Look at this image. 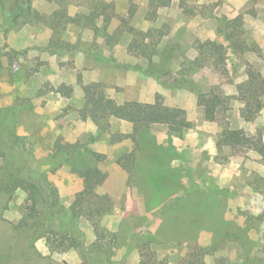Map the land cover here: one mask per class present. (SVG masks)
<instances>
[{"label": "rangeland", "instance_id": "obj_1", "mask_svg": "<svg viewBox=\"0 0 264 264\" xmlns=\"http://www.w3.org/2000/svg\"><path fill=\"white\" fill-rule=\"evenodd\" d=\"M12 1L1 0L2 8ZM96 1L32 0L38 21L8 26L0 19V180L18 162L69 206L83 187L72 167L90 157L70 158L53 146L58 138L87 142L105 156L97 166L106 178L94 192L111 200L93 220L53 222L29 214L22 189H0L2 264H264V155L218 144L224 127L264 143V94L249 120L237 97L246 69L264 77V0H171L154 18L148 0H101L110 4L106 13ZM105 14V32L94 31ZM235 17L243 52L224 35ZM207 39L226 47L225 68L198 53L197 41ZM93 82L134 113L150 112L160 95L185 110L184 131L153 124L134 133L125 120L93 121L83 93ZM210 89L232 96L213 121L197 105V94ZM2 129L19 137L14 148ZM112 133L135 140L111 141Z\"/></svg>", "mask_w": 264, "mask_h": 264}, {"label": "trees", "instance_id": "obj_2", "mask_svg": "<svg viewBox=\"0 0 264 264\" xmlns=\"http://www.w3.org/2000/svg\"><path fill=\"white\" fill-rule=\"evenodd\" d=\"M170 1L171 0H148V17L154 18L157 9L167 6ZM95 5H97V8L101 7V12L103 11L104 13H106V8L110 6V4L101 0H97ZM92 13L98 17L101 15V13H98L94 9H92ZM0 19L8 26H22L27 23L38 21L41 19V14L34 8L32 0H13L12 6L7 11L2 8V2L0 0ZM102 20L103 28L97 26L94 28V31L103 30L105 32L106 26L111 20V16L105 14ZM239 26L240 18L235 17L230 22L226 23V27H231L232 29L224 32L225 38L230 42V47L234 52H243L245 46L244 40L241 39ZM110 40L111 37L108 35L107 41L110 42ZM50 46L54 48L62 47L58 41L53 40L50 42ZM196 49L199 54L205 53L211 58L215 67L222 69L226 67V47L223 44L215 40L207 39L197 41ZM104 57L115 65H128L119 62L112 56ZM244 75V80L237 87V97L242 102L240 110L241 116L249 120L255 113L262 109L263 105L261 98L264 94V77L252 69H246ZM83 93L86 112L95 122L106 117L125 120L132 124L134 133L153 124H164L170 133L180 135L186 127L187 120L185 110L181 107L165 104L160 95L155 97L150 112L134 113L126 111L122 104L117 103L115 99L108 96L100 83L93 82L84 85ZM231 97L232 96L223 95L214 89H210L207 92H199L197 94V105L202 108L205 119L213 121L217 118L219 111L227 109L228 100ZM2 131L4 143L6 145L8 144L7 147L14 148L19 137L12 132L4 131V129H2ZM125 138L135 140L134 134H111V141H122ZM94 139H96V136H91L89 141H93ZM218 144L226 145L230 148L246 147L256 151L260 155H264V143L262 142L261 136H249L242 128L224 127L219 134ZM53 148L55 153L62 152L65 156L70 158L82 151H86L91 158V160L89 158L87 162L81 161L78 167H72V170L82 179L83 187L78 197L69 206H65L59 202L57 190L53 186L48 185L47 192L44 193L42 190L43 187L40 185L39 181L33 180L27 169L22 168L18 162H9L11 166L6 168V171L3 172V177L0 180V189L9 192L17 188L22 189L26 193L29 214L37 216V214L42 213L48 216V219L53 222L65 220L66 217H69L70 221L77 220L82 216L89 220H93L94 215L98 216L105 213L107 207L111 204L110 198L105 194H97L94 192L95 187L102 184L106 178V174L97 166V162L105 157L104 154L89 150L87 148V142H63L61 138L55 141ZM0 155L5 157L3 152H0ZM90 197H93V199L87 201L86 199ZM73 231L72 229V232ZM0 264H2L1 254Z\"/></svg>", "mask_w": 264, "mask_h": 264}]
</instances>
